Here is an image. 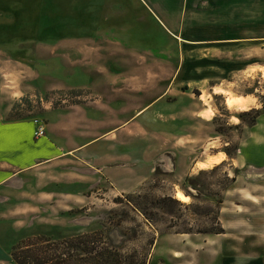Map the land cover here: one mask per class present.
<instances>
[{
  "label": "crops",
  "instance_id": "crops-1",
  "mask_svg": "<svg viewBox=\"0 0 264 264\" xmlns=\"http://www.w3.org/2000/svg\"><path fill=\"white\" fill-rule=\"evenodd\" d=\"M97 1L98 10L91 15L86 9L90 2L83 0L81 16L71 19L76 25L66 29L72 31L70 34L79 29L98 32L110 24L115 30L125 31L127 39L116 38L109 44L100 34L82 37L83 46H95L96 52L89 58L99 69L91 76H96L101 85L89 92L92 100L83 106L54 112L43 137L34 136L32 119L7 120L10 108L0 113V196L24 191L18 197L24 201L19 203L34 207L58 197L73 201L71 184L75 176L107 182L118 194H126L150 179L157 167H165V172L181 183L203 170L198 164L220 158L217 165L229 163L239 171L219 215L224 233L167 235L161 245L180 240L178 252L183 258L178 257L179 264L188 263L192 257L196 264H264V225L260 224L264 222V146L260 122L243 132L232 157L218 147L207 153L206 140H214L209 145L218 139L214 131L209 129V134L200 138L192 131L181 134L182 126L200 129L208 125L202 95L195 97L175 87L176 80L170 81L167 70L168 76L161 81L164 72L154 69L155 63L163 65L170 60L166 49L170 44L179 51L191 45L231 52L235 46L250 42L264 46L253 43L264 42V0H118L125 4V11L114 12L111 21L106 18L103 0ZM61 4V0H49L52 16L60 12ZM65 6L66 20H70L75 11L71 4ZM142 45L144 53H138L137 47ZM152 50L158 54H151ZM179 71L175 72L178 77ZM175 89L182 90L181 94L170 100ZM211 89L215 94L217 87ZM149 124L157 126V130L151 128L154 134L149 138L132 132L133 127L148 129ZM190 147L201 156L186 152ZM159 150L167 151L162 154ZM171 150L173 162L169 160ZM9 260L10 255H5L0 264H9Z\"/></svg>",
  "mask_w": 264,
  "mask_h": 264
},
{
  "label": "rangeland",
  "instance_id": "rangeland-1",
  "mask_svg": "<svg viewBox=\"0 0 264 264\" xmlns=\"http://www.w3.org/2000/svg\"><path fill=\"white\" fill-rule=\"evenodd\" d=\"M35 1L41 5L42 10L40 15H36V19L39 18V28L32 35L37 41L18 42L14 35L21 34L19 39L29 36L23 35V29L8 28L12 26V20L9 21L10 12L17 7L0 0V113L10 108L5 119H32L36 128L38 125L45 127L49 124L53 120L54 112L60 113L88 103L92 100L89 92L101 85L96 76H91L93 71L99 69L96 63L90 61L96 52L95 46H83L82 37H88L90 33L100 34L106 43L112 44L110 41L116 38L126 40L127 36L125 31L115 30L110 24H106L109 28L98 32L79 29L70 34L72 31L66 28L76 25L71 19L81 16L84 10L81 6L83 0H61L62 4L58 7L60 12L53 16L47 9L49 0ZM66 2L71 4V9L77 13H73L70 20H66ZM88 2L91 3L90 0ZM93 2L88 3L86 7L90 9L91 15L98 10L95 9L98 1ZM102 6L108 21L112 20L114 12L125 11V4L118 3V0H103ZM45 9L49 11V15L44 12ZM92 35L91 38H94ZM251 44L252 42L247 46H235L233 52L230 49L225 50L226 48L203 50L194 45L183 47L179 51L170 44L166 48L170 60L164 61L163 65L160 62L154 65L155 71L164 72L161 81L165 80L169 71L170 81L174 78L176 80L175 87L188 90L187 92H192L195 97L202 95L201 103L208 109L204 115L208 125L200 129H185L182 126L181 134L192 131L200 138L201 135H208L209 129L214 131L218 139L209 145L208 142L214 140H206L207 153L218 147L228 154L227 156L232 157L237 151L243 132L259 122L263 129L260 139L264 146V113L257 118L253 126H248L252 114L239 117L243 112L261 108L262 105L256 96L264 95V46ZM142 46L137 47L138 53H144L145 46ZM152 51L151 54H158L157 50ZM177 71L180 72L179 77L175 73ZM211 86L217 87L215 90H218V93H212ZM182 90H173L169 99L178 97ZM231 96L248 97L246 111L234 106L230 109L227 100ZM174 106L171 102V108ZM149 125L152 127H146L148 129L133 127L132 132L149 138L152 136L150 133L154 134L151 128L157 130V126ZM170 140H174V137L171 136ZM145 141L146 144L151 143V140ZM190 148L186 152L201 156V152L195 150V147ZM166 151L159 150L162 154ZM170 159L173 162L172 150ZM169 160L167 159L168 162ZM212 166L195 171L181 183H176L173 175L165 172V167H157L150 179L135 191L126 194H118L107 182L75 176L71 184L73 201L58 197L55 201L44 200L36 207L22 206L19 203L24 201L18 198L24 191L1 194L0 260L5 255H10L13 246L27 238L44 237L61 241L78 235L101 232V236L98 235L102 243L101 248L104 252L115 254L111 258L116 261L110 264H141L142 260L146 264H179L178 257L183 258V254L178 252L179 246L182 245L180 240L176 239L166 246L161 245L164 237L175 235V230L180 228H172L171 224L178 221L177 218L182 215L181 219L188 223L187 228H209V221L214 217L218 201H222L219 206L221 212L227 190L233 185L232 179H236L239 174L229 163L217 165L214 170L212 169L215 166ZM50 181L52 179L49 178ZM52 184L54 183L50 182V186ZM175 184L178 185L177 188ZM181 188L198 196H187L188 201L181 202L176 197ZM170 196L180 203L192 204L194 211L198 207L200 214L183 210L174 204H170L174 209V214H170L168 206L164 207L160 201L163 197ZM260 224L264 225V222ZM250 230H253L252 223ZM8 263L14 264L11 257ZM181 264H196V260L192 257L188 263Z\"/></svg>",
  "mask_w": 264,
  "mask_h": 264
},
{
  "label": "trees",
  "instance_id": "trees-1",
  "mask_svg": "<svg viewBox=\"0 0 264 264\" xmlns=\"http://www.w3.org/2000/svg\"><path fill=\"white\" fill-rule=\"evenodd\" d=\"M8 1L11 3V5H16L17 7L16 10L13 9L10 12L11 18H9V21L12 20L10 22L12 26H9L8 28L10 30L23 29L25 31V34L23 35L29 36L27 38L24 36L25 39H19L18 36L21 34H17L14 35L16 37V40H18V42H23V40H25V42L37 41L34 37H32V35H34L35 30L39 28V18L36 19V15L41 14V5H38L37 1L35 0ZM47 9L49 10V8ZM47 9H45L44 12L49 15V11ZM32 15H34V19H32ZM28 34H31V36ZM195 94H197V92H195ZM256 97L259 99V102L262 105L261 108L252 109L250 111L243 112L241 115H239L240 118L245 115H253L252 119L248 123V126H253L256 123L257 118L262 113H264V95ZM218 166H215L212 170L216 169ZM185 180H187V178H185L184 181ZM234 180L235 178L232 179L233 182ZM181 192L185 196H188L190 198L198 196L192 195L191 193L187 192L184 188H181ZM128 201L131 203L130 200ZM160 201L161 204L164 205V207L168 206L167 208L170 214H174V209L170 207V204L177 205L183 210L192 211L196 214H200L198 213V207L194 211L192 209V204L180 203L171 196L163 197ZM221 204L222 201L219 200L214 217L209 221V228L200 227L195 230L187 228L186 226L188 223L186 220L181 219L182 215L177 218L178 221H173L171 227L174 228L180 226L179 229L175 230L176 234H222L224 233V229L222 228L219 221V206ZM98 235L101 236V232H93L91 234L78 235L61 241H52L44 237L27 238L21 243L11 248L10 257L14 264H110L111 262L116 261V259L113 260L111 258V256H115L114 253L112 255L111 252L103 251V249L101 248V239ZM141 264H146V262L142 260Z\"/></svg>",
  "mask_w": 264,
  "mask_h": 264
},
{
  "label": "bare ground",
  "instance_id": "bare-ground-1",
  "mask_svg": "<svg viewBox=\"0 0 264 264\" xmlns=\"http://www.w3.org/2000/svg\"><path fill=\"white\" fill-rule=\"evenodd\" d=\"M215 93H218V90L214 91ZM248 101V97H243V96H231L229 97V99L227 100V105L228 107H238V109H240L241 111H246V103ZM220 162V158L217 159H212L209 158L206 163H200L198 164V168L199 169H207L210 168L212 165L214 164H218ZM177 199L180 200L181 202H187L188 201V197L185 196L183 193L181 192H177L176 195Z\"/></svg>",
  "mask_w": 264,
  "mask_h": 264
},
{
  "label": "built area",
  "instance_id": "built-area-1",
  "mask_svg": "<svg viewBox=\"0 0 264 264\" xmlns=\"http://www.w3.org/2000/svg\"><path fill=\"white\" fill-rule=\"evenodd\" d=\"M44 135H45V127L42 126V125H38V126L35 128L34 136H35V137H43Z\"/></svg>",
  "mask_w": 264,
  "mask_h": 264
}]
</instances>
